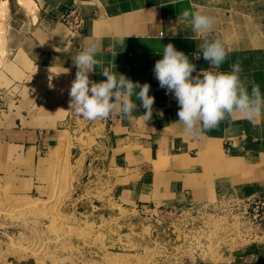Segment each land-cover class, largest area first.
Segmentation results:
<instances>
[{"label":"crops","instance_id":"crops-1","mask_svg":"<svg viewBox=\"0 0 264 264\" xmlns=\"http://www.w3.org/2000/svg\"><path fill=\"white\" fill-rule=\"evenodd\" d=\"M8 2L9 61L0 72V92L6 96L0 112V188L29 199L51 198L57 159L80 145L73 184L78 185L90 158L109 162L96 174L108 203L130 214H165L177 222L173 235L184 237L179 246L184 252L159 255L151 264H264V243L203 263L192 254L189 228L194 209L264 196V115L252 123L237 114L198 140L185 136L177 122L178 102L153 72L171 43L196 65L193 76L201 69L227 72L238 63L249 91L259 85L264 94V0H33L32 10L19 0ZM76 5L84 25L73 34L63 18ZM184 11L213 16L214 31L197 36ZM216 38L228 52L219 69L202 53L195 58L204 39ZM89 43L99 48L89 79L106 80L101 72L107 68L148 83L155 98L150 120H143L146 110L135 97L131 120L112 114L89 127L91 121L70 109L77 71L72 59Z\"/></svg>","mask_w":264,"mask_h":264},{"label":"rangeland","instance_id":"rangeland-1","mask_svg":"<svg viewBox=\"0 0 264 264\" xmlns=\"http://www.w3.org/2000/svg\"><path fill=\"white\" fill-rule=\"evenodd\" d=\"M18 3L20 4V1ZM8 15V11L0 15L5 38ZM5 45L6 40L3 46L4 56L0 59V72L9 61ZM2 79L3 75L0 74V83ZM2 93L0 92V96L6 98ZM92 124L93 121L88 126L91 127ZM72 146L77 151L76 155L67 152L57 159L51 198L29 199L31 196L16 195L9 189L0 188V264H13L9 262L10 258L19 261L34 258L36 264H151L159 255L176 256L184 252L179 246L173 251L168 249L169 238L165 241L154 235L156 226H173V223H177L173 222L174 219L168 218L165 214L154 216L140 215L136 212L130 214L125 209L108 203L105 194L97 188L100 186L101 178L97 177L98 172L95 173L93 164L90 167V176L95 175L100 181H90L89 187L73 184L71 171L82 153V148L80 145ZM79 182L81 183V180ZM76 190L105 202L107 209L118 212L120 218L67 212V207L77 204L74 199ZM123 219L135 221L123 226L121 224ZM209 222L215 244L200 256L199 260L203 263L224 257L229 246L226 237L228 229L232 222L235 225L233 217L227 213L210 218ZM241 225L243 224L236 227L235 235L238 238L235 239L234 245L242 241L239 240L243 238L241 235L243 232L238 229ZM124 227L128 229L126 234L122 231ZM231 231L233 232V227ZM178 242H181L180 236ZM234 249L229 253L232 254ZM191 251L194 254L192 249Z\"/></svg>","mask_w":264,"mask_h":264},{"label":"clouds","instance_id":"clouds-1","mask_svg":"<svg viewBox=\"0 0 264 264\" xmlns=\"http://www.w3.org/2000/svg\"><path fill=\"white\" fill-rule=\"evenodd\" d=\"M182 17L197 36H208L214 31L215 18L200 12H182ZM191 17V19H189ZM123 39V38H121ZM200 58L219 69L225 62L228 52L219 38L204 39L198 45ZM99 51L95 43H89L73 59L77 71L70 87V109L88 121L103 120L112 114L133 119L137 105L133 100L141 101L146 110L142 115L145 123L151 119L155 98L149 95L150 85L133 82L124 74H116L105 68L101 73L106 80L94 82L89 74L94 72ZM230 71H211L201 69L196 76V65L187 55L175 49L169 43L164 46L162 59L154 65V75L166 94H173L178 102V121L183 125L185 136L200 139L205 132L216 128L221 121L239 114L255 123L264 115V94L259 85H253L249 91L242 81L240 65L233 64Z\"/></svg>","mask_w":264,"mask_h":264},{"label":"built area","instance_id":"built-area-1","mask_svg":"<svg viewBox=\"0 0 264 264\" xmlns=\"http://www.w3.org/2000/svg\"><path fill=\"white\" fill-rule=\"evenodd\" d=\"M63 22L73 34H78L83 30L84 24L77 5L64 16ZM5 106V97L0 96V112L5 109ZM194 211L196 212L193 215L195 219L189 221V228L191 230L190 246L194 251V256L199 257L205 254L208 248L212 244H215V238L212 237L213 230L209 220L223 213L232 216L236 225L232 222L226 235L229 240V246L226 250L227 253L231 252L234 249L233 247H237L238 245L239 247L235 248L234 251L249 244L264 243V196L262 195L248 199H223L217 204L200 207L194 209ZM241 223L243 225L238 226V229L243 232L241 233L243 238L238 239L242 241L234 245L236 243L235 239L238 238L235 235L236 227ZM232 227L233 232L231 231ZM173 228L172 235L176 229L174 226ZM175 238L178 240L177 237ZM181 241L183 244L184 237L181 238Z\"/></svg>","mask_w":264,"mask_h":264},{"label":"water","instance_id":"water-1","mask_svg":"<svg viewBox=\"0 0 264 264\" xmlns=\"http://www.w3.org/2000/svg\"><path fill=\"white\" fill-rule=\"evenodd\" d=\"M76 149L72 148L69 153L76 155ZM64 156V154H61L60 157ZM109 162H105V164H101L98 161H93L92 159H89L86 162L85 168L81 175V183L79 182L77 186H88L90 181L98 182L100 181L97 179V177L94 175L90 176V167L93 164V168L95 173L99 170L108 169ZM81 184V185H80ZM89 187V186H88ZM80 188V187H78ZM74 199L76 201V205H70L67 207V212H77L79 215H90L93 214L94 216H104L106 218L114 216L116 218H120V214L118 212L111 211L107 209V204L105 202L98 201L97 199L93 198L92 196H87L81 191H75ZM135 219L133 220H121V224L123 226H127L129 223H133ZM91 222V220H90ZM173 226L171 225H165V226H156V231L154 232L155 237L162 238L163 240H167L169 238V243L167 244L168 249L174 250L177 246L182 245V241L178 242L176 238L172 235ZM123 233H128V229L126 227L123 228ZM9 262L13 264H36V260L34 258H30L28 260L19 261L14 258H10Z\"/></svg>","mask_w":264,"mask_h":264},{"label":"bare ground","instance_id":"bare-ground-1","mask_svg":"<svg viewBox=\"0 0 264 264\" xmlns=\"http://www.w3.org/2000/svg\"><path fill=\"white\" fill-rule=\"evenodd\" d=\"M20 5H22L25 9L32 10L34 7V2L33 0H19ZM35 9V8H34ZM9 2L7 0H3L0 2V15L5 14L6 11L9 13ZM5 30H3V24L1 23V16H0V59L3 58L4 53H3V46L5 43Z\"/></svg>","mask_w":264,"mask_h":264}]
</instances>
